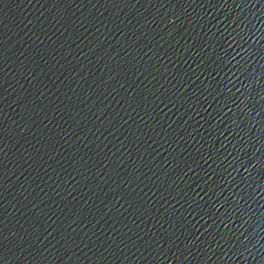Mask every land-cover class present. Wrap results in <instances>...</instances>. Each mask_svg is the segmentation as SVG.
Segmentation results:
<instances>
[{
    "label": "water",
    "instance_id": "1",
    "mask_svg": "<svg viewBox=\"0 0 264 264\" xmlns=\"http://www.w3.org/2000/svg\"><path fill=\"white\" fill-rule=\"evenodd\" d=\"M0 264H264V0H0Z\"/></svg>",
    "mask_w": 264,
    "mask_h": 264
}]
</instances>
